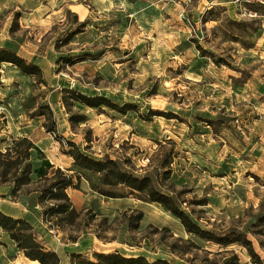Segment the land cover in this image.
<instances>
[{"label": "rangeland", "instance_id": "obj_1", "mask_svg": "<svg viewBox=\"0 0 264 264\" xmlns=\"http://www.w3.org/2000/svg\"><path fill=\"white\" fill-rule=\"evenodd\" d=\"M211 1L0 0V49L38 66L44 81L0 64V139L32 141L33 181L50 163L72 168L63 153L69 147L45 131L43 117H30L47 104L63 140L81 150L89 146L87 153L96 159L105 154L129 158L137 175H148L177 197L202 228L214 223L225 231L233 222L244 228L264 215V8L218 3L208 9ZM83 22L80 32L64 42ZM64 88L132 109L122 114L72 103L71 112L86 117L72 126L62 103ZM71 190L82 198L80 204L72 201ZM7 194L8 186L0 185V207L28 213L38 241L55 250L60 264H70L71 251L89 260L94 253L117 251L174 264H189L195 254L201 259L206 252H223L188 234L160 205L133 196L105 198L84 180L68 190L77 210L87 218L96 215L80 232L42 225L35 193ZM201 199L206 205L196 204ZM137 211L143 219L132 231L126 218ZM105 218L102 231L99 223ZM251 231L263 233L248 237L264 264V226ZM177 239L200 249L179 241L192 250L172 255L167 250ZM227 249L240 264H252L244 249ZM0 264L38 263L25 259L0 233Z\"/></svg>", "mask_w": 264, "mask_h": 264}, {"label": "trees", "instance_id": "obj_2", "mask_svg": "<svg viewBox=\"0 0 264 264\" xmlns=\"http://www.w3.org/2000/svg\"><path fill=\"white\" fill-rule=\"evenodd\" d=\"M76 20V15H74ZM85 23H78L77 29L68 35L64 42H68L70 37L78 34L80 28ZM9 63L15 66L22 74L36 76L38 83H43L41 70L35 64H29L19 57L14 51L0 49V64ZM62 103L69 114L71 125H78L86 121L84 115L73 114L70 110L72 103L100 109L107 107L110 110L118 111L124 114L131 110V105L119 107L110 102L104 96H87L69 89H62ZM30 117H43L42 126L47 133L54 136V139L62 145H67L69 149L64 150V155L72 159L71 169L56 168L55 171L48 175L52 166H47L41 172L40 178L33 181L32 175L34 170L33 156L35 151L34 145L27 137H12L10 139H0V185L10 187V196L16 198L21 193L27 195L35 193L37 196V205L42 208L40 218L49 229H55L65 232L66 229H73L80 232L82 228L88 227L91 222H95L96 215L85 217L82 209L77 210L71 202L66 190L78 189L81 181L84 180L90 190L102 197L109 199H120L126 196H133L142 201L156 203L165 211L179 220L188 234L203 239L208 243L217 245L223 252H206L200 259L195 254L194 257L187 259L189 264H240L238 257L228 251L227 248L237 246L245 250L252 264H263L261 255L257 253L253 242L248 235L258 236L251 233V229L264 226V215L255 218V222L249 223L241 228V222H233L225 231L217 229L214 223L210 224V229H204L198 223V217H194V212H185L178 201V198L164 193L159 189V185L148 175L139 176L129 158L111 157L103 155L102 158L96 159L87 152L89 146L80 149L75 143L63 140L57 131L56 120L49 105L40 104L35 108ZM43 157V155H41ZM73 172V176L69 173ZM170 173H164L168 178ZM74 180L76 184H74ZM31 188V189H30ZM197 205H206V200L196 201ZM125 216V215H123ZM143 219V213L137 211L135 215L126 218V228L137 230ZM107 219H102L99 227L104 231ZM209 224V223H208ZM36 231L25 218H13L0 211V233L5 235L9 241L15 242L22 255L29 262L38 264H60V257L55 251L45 248L36 236ZM254 232V231H253ZM77 236L70 237L72 241L77 240ZM96 237L102 239L97 233ZM178 240H174L167 250L172 255L183 257L189 254L192 249H200L191 240L180 241L185 246H191L192 249L179 246ZM261 245V244H260ZM262 246V245H261ZM263 248V246H262ZM70 264H174L163 258H157L153 261L148 260L145 256L127 257L119 252L94 253L93 259H85L80 254L70 255Z\"/></svg>", "mask_w": 264, "mask_h": 264}, {"label": "built area", "instance_id": "obj_3", "mask_svg": "<svg viewBox=\"0 0 264 264\" xmlns=\"http://www.w3.org/2000/svg\"><path fill=\"white\" fill-rule=\"evenodd\" d=\"M221 3H230V4H238L243 5L244 7H261L264 8V0H212L209 5L208 9L216 6L217 4Z\"/></svg>", "mask_w": 264, "mask_h": 264}, {"label": "crops", "instance_id": "obj_4", "mask_svg": "<svg viewBox=\"0 0 264 264\" xmlns=\"http://www.w3.org/2000/svg\"><path fill=\"white\" fill-rule=\"evenodd\" d=\"M51 165L50 166H52V168H56V165H54L53 163H50ZM57 168H60V167H57ZM51 169V168H50ZM60 169H62V168H60ZM67 192V191H66ZM8 194L10 195V187H8ZM7 194V196H9ZM72 202V201H71ZM0 211L1 212H3V213H5L6 215H8V216H11V217H13V218H25V217H28V221H29V223L32 225V227L34 228V230L36 231V228L34 227V225L31 223V221H30V219H31V217H29L27 214L28 213H24V215H16V214H13V213H10V212H8V211H6V210H4L3 208H1L0 207ZM40 217V216H39ZM42 225H43V221H42V219L40 218V221H39ZM46 228V227H45ZM55 251V250H54ZM80 251H71L70 252V254H80L79 253Z\"/></svg>", "mask_w": 264, "mask_h": 264}, {"label": "bare ground", "instance_id": "obj_5", "mask_svg": "<svg viewBox=\"0 0 264 264\" xmlns=\"http://www.w3.org/2000/svg\"><path fill=\"white\" fill-rule=\"evenodd\" d=\"M84 183H85V185H86V187H87V184H86V182L84 181ZM68 190L69 189H67L66 191H67V194H68ZM71 195H69V196H71L72 197V201L73 202H76V203H78V204H80L81 203V200H82V198H80V196L78 195V192L77 191H75V190H71V193H70ZM31 263H35V262H31Z\"/></svg>", "mask_w": 264, "mask_h": 264}]
</instances>
